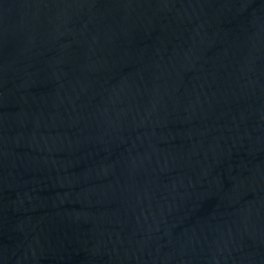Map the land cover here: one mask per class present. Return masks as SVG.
Here are the masks:
<instances>
[{"label": "water", "instance_id": "95a60500", "mask_svg": "<svg viewBox=\"0 0 264 264\" xmlns=\"http://www.w3.org/2000/svg\"><path fill=\"white\" fill-rule=\"evenodd\" d=\"M0 264H264V0H0Z\"/></svg>", "mask_w": 264, "mask_h": 264}]
</instances>
